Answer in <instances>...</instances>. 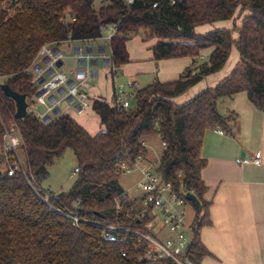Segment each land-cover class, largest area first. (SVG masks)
<instances>
[{
  "label": "trees",
  "instance_id": "16d2710c",
  "mask_svg": "<svg viewBox=\"0 0 264 264\" xmlns=\"http://www.w3.org/2000/svg\"><path fill=\"white\" fill-rule=\"evenodd\" d=\"M105 0L94 9V0H0V86L24 95L28 111L15 120V103L0 87V149L4 127L17 130L20 154L26 169L41 189L54 161L71 151L78 172L67 192L44 203L23 176L0 173V264H149L135 248V238L124 231H106L94 222L140 230L137 199L126 197L119 183L118 164L146 157V140L158 135L165 145L155 172L173 182L199 202L191 220L192 235L187 257L200 264L210 255L200 241V230L210 225V202L201 172L205 131L231 134L235 114L224 119L218 113L221 99L244 93L249 103L264 112V0ZM230 22L229 27H215ZM109 28V60L114 68L129 63L126 43L139 36L149 47L154 62L189 58L191 66L177 79L150 84L135 92L131 108L124 110L102 98L91 109L99 130L90 135L68 115L42 125L29 108L35 86L29 68L40 47L64 41L97 40ZM208 29L204 31L205 29ZM231 50L238 61L215 86L199 91L177 104L204 77L219 72ZM209 51L205 59L202 53ZM188 74V75H187ZM145 146H141V143ZM42 192H47L41 189ZM53 193V192H51ZM118 198L120 210H115ZM66 215L80 220L74 226ZM124 254V255H123Z\"/></svg>",
  "mask_w": 264,
  "mask_h": 264
},
{
  "label": "crops",
  "instance_id": "0c3cea01",
  "mask_svg": "<svg viewBox=\"0 0 264 264\" xmlns=\"http://www.w3.org/2000/svg\"><path fill=\"white\" fill-rule=\"evenodd\" d=\"M57 45L65 55L60 70L68 75L78 69L72 57L73 49L81 46L85 52L89 51L96 58V65L85 66V69L96 72V78L90 81V98H104L103 92L107 89L112 95L109 69L101 63V56L109 57V41L103 35L85 43L67 41ZM138 47V52L131 53L130 64L143 61L123 65L119 72L131 75L129 79L141 87L138 77H133L136 74L155 70L158 80L167 82L177 79L191 66L189 58L158 61V66H155L157 62L152 60L147 45ZM231 56L232 61L228 66L229 57L219 72L204 77L174 102L184 103L199 91L215 86L237 63L235 50H231ZM202 58L205 59L203 55ZM217 109L224 119L232 113L236 115V120L231 124V134L220 135L211 129L205 131L203 136L201 157L205 159L206 166L201 172V179L206 186L204 199L210 202V225L200 230L199 238L210 255L205 256L200 264H264V112L257 111L244 93L219 100ZM70 117L90 135L98 132L85 125L84 114ZM255 152L261 154L260 165L239 166L236 163L237 158L250 157Z\"/></svg>",
  "mask_w": 264,
  "mask_h": 264
},
{
  "label": "built area",
  "instance_id": "2783aa9c",
  "mask_svg": "<svg viewBox=\"0 0 264 264\" xmlns=\"http://www.w3.org/2000/svg\"><path fill=\"white\" fill-rule=\"evenodd\" d=\"M132 4L134 0H124ZM174 0L170 1L173 5ZM158 0L152 3L156 8ZM107 40L115 34L114 28L106 29ZM78 69L71 75L60 70L65 55L55 43L44 44L40 47L33 60L29 72L32 84L35 86L34 104L41 108V112L34 113L42 125H48L52 120L63 115H83L91 108L92 100L89 95L90 81L96 78L95 71L85 69L87 65H96V58L81 46L75 47L72 54ZM101 63L115 74L113 78V104L124 110L131 108L135 99V92L141 88L140 84L128 79L123 84H117L115 78L118 68L112 67L108 56H101ZM216 133L224 134L215 129ZM21 138L15 130L4 127L3 144L0 149V173L11 177L19 172L34 193L46 204L51 191L42 192L28 173L24 158L20 154ZM141 146H145L142 142ZM165 145L162 143V148ZM239 166L261 164L260 152L250 157L237 158ZM121 175L137 174L138 179L133 185L138 193L130 199H137L138 221H142L140 230L124 229L106 222H94L104 230L103 238L113 240L111 231H124L132 235L135 248L141 249L142 259L149 264H197L187 257L190 238L186 231L192 233L191 221L188 217L189 203L186 201L185 190L178 188L173 182L165 181L155 172V165L145 157L137 156L132 162L121 161L118 164ZM78 169L75 168L73 174ZM126 197L128 193L125 192ZM118 198L115 199V210L119 211ZM74 226L79 219L76 215H66ZM192 235V234H191ZM124 255V254H123Z\"/></svg>",
  "mask_w": 264,
  "mask_h": 264
},
{
  "label": "rangeland",
  "instance_id": "374dc122",
  "mask_svg": "<svg viewBox=\"0 0 264 264\" xmlns=\"http://www.w3.org/2000/svg\"><path fill=\"white\" fill-rule=\"evenodd\" d=\"M106 5H107V3L105 2V0H94V2H93L94 9H96V10H98L99 8L104 7ZM230 24H231L230 22H221V23H217L215 25V27H229ZM102 35L105 38V40H107L106 32H103ZM129 41H128L129 43L128 42L126 43V52L128 54L129 61H130L131 53H135V52L139 51V47H138L139 45H143V46L147 45L146 49L149 52L150 51L149 47L151 45H153L155 42V40H153V39L147 40L146 42H143L139 36L132 37ZM64 42H67V41H64ZM64 42H61V43H64ZM85 42H88V41H84V43ZM79 43H83V42H79ZM148 44L150 45L149 47H148ZM104 48H105V50H108L107 46H104ZM233 54H235V53H233ZM202 55L204 58H206L207 57V51H204L202 53ZM109 57H110V54H109ZM141 61H143V60L134 61V63H132V64H139V62H141ZM231 61H232V56H231V51H230L229 61H228L227 66L230 64ZM130 63H131V61L127 64H130ZM127 64H125V65H127ZM132 64H130V65H132ZM154 65L158 66V62L154 63ZM130 76L131 75H128L127 73H125L123 71H120L115 78V82L117 84H123L129 79ZM133 77H138L139 81L142 84V87L150 84L154 79L158 80L157 73L155 70H153L151 72H146V73H139ZM103 93H104L103 95L105 97H107V99L105 97L104 98L100 97V98L104 99L108 103H111L112 98H111V93H109V90L107 89ZM29 109L34 113L41 112V108L35 104L31 105ZM84 115L86 116L85 117V121H86L85 125L89 129H93V130L98 131L99 130V123H98L97 117L94 115L92 109L91 108L88 109ZM9 129H11V128H9ZM15 132H17V130ZM146 150H147L146 160L148 162L153 163L154 165L157 164L159 159H160L161 153H162V142H161V139L159 138L158 135H152L147 139ZM21 156H22V154H21ZM22 159H23V156H22ZM75 168H76V163H75L74 156H73L71 151L67 150L62 155V157L55 160L53 165L49 168L48 178L40 184L41 189H43L44 191H51L56 195L63 193V192H67L76 180L77 175L73 174V171ZM137 179H138L137 174L121 175L119 178V183H120L121 187L123 188V190L128 193V198H131V197L135 196V194L138 193L137 189L133 187V185L135 184ZM193 214H194V210L189 205L188 217H189L190 221L193 218ZM186 235H187V238H190L191 232L189 230H187Z\"/></svg>",
  "mask_w": 264,
  "mask_h": 264
},
{
  "label": "water",
  "instance_id": "95a60500",
  "mask_svg": "<svg viewBox=\"0 0 264 264\" xmlns=\"http://www.w3.org/2000/svg\"><path fill=\"white\" fill-rule=\"evenodd\" d=\"M188 75V74H187ZM1 90L3 91L4 95L10 99H12L15 103V113L14 119L19 120L23 119L28 111V104L26 102V98L24 95L17 94L13 92L7 85L2 84ZM185 197L188 201H190L196 208L199 206V202L196 197L192 193H186Z\"/></svg>",
  "mask_w": 264,
  "mask_h": 264
}]
</instances>
